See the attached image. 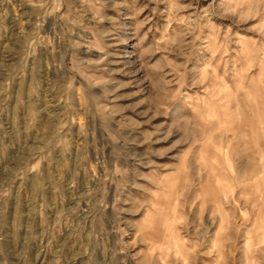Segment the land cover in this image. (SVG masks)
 Listing matches in <instances>:
<instances>
[{
	"label": "rangeland",
	"instance_id": "obj_1",
	"mask_svg": "<svg viewBox=\"0 0 264 264\" xmlns=\"http://www.w3.org/2000/svg\"><path fill=\"white\" fill-rule=\"evenodd\" d=\"M0 264H264V0H0Z\"/></svg>",
	"mask_w": 264,
	"mask_h": 264
}]
</instances>
